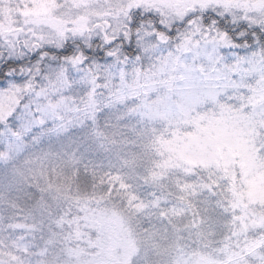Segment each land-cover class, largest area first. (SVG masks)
<instances>
[{"label":"snow or ice","instance_id":"6c2138e0","mask_svg":"<svg viewBox=\"0 0 264 264\" xmlns=\"http://www.w3.org/2000/svg\"><path fill=\"white\" fill-rule=\"evenodd\" d=\"M0 264H264V0H0Z\"/></svg>","mask_w":264,"mask_h":264}]
</instances>
